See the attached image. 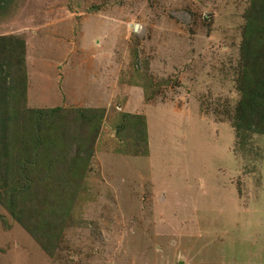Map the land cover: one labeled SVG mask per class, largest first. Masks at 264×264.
Returning a JSON list of instances; mask_svg holds the SVG:
<instances>
[{
	"label": "rangeland",
	"instance_id": "374dc122",
	"mask_svg": "<svg viewBox=\"0 0 264 264\" xmlns=\"http://www.w3.org/2000/svg\"><path fill=\"white\" fill-rule=\"evenodd\" d=\"M249 0H11L29 108L105 110L53 256L0 206V264H264V136L233 127ZM121 113L144 117L128 156ZM126 141V142H125Z\"/></svg>",
	"mask_w": 264,
	"mask_h": 264
},
{
	"label": "trees",
	"instance_id": "16d2710c",
	"mask_svg": "<svg viewBox=\"0 0 264 264\" xmlns=\"http://www.w3.org/2000/svg\"><path fill=\"white\" fill-rule=\"evenodd\" d=\"M11 0H0V9ZM240 44L237 134L264 136V0H249ZM104 109L29 108L25 43L0 36V206L53 256L93 155ZM128 156L148 155L146 123L121 113Z\"/></svg>",
	"mask_w": 264,
	"mask_h": 264
},
{
	"label": "water",
	"instance_id": "95a60500",
	"mask_svg": "<svg viewBox=\"0 0 264 264\" xmlns=\"http://www.w3.org/2000/svg\"><path fill=\"white\" fill-rule=\"evenodd\" d=\"M179 264H183L182 262H180Z\"/></svg>",
	"mask_w": 264,
	"mask_h": 264
}]
</instances>
